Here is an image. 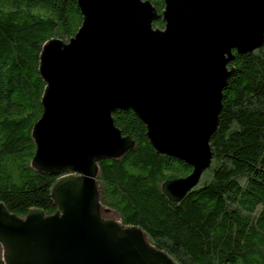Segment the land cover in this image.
<instances>
[{"label": "water", "instance_id": "obj_1", "mask_svg": "<svg viewBox=\"0 0 264 264\" xmlns=\"http://www.w3.org/2000/svg\"><path fill=\"white\" fill-rule=\"evenodd\" d=\"M81 24L67 41L50 38L38 56L44 88L33 123L31 165L77 174L52 188L57 210L24 216L0 204L5 264H174L134 227L98 214L95 163L117 158L132 141L112 114L130 110L151 148L190 166L165 180L172 202L209 166L227 64L262 46L264 0H76ZM160 19L163 28H153ZM234 52V54H233Z\"/></svg>", "mask_w": 264, "mask_h": 264}, {"label": "trees", "instance_id": "obj_2", "mask_svg": "<svg viewBox=\"0 0 264 264\" xmlns=\"http://www.w3.org/2000/svg\"><path fill=\"white\" fill-rule=\"evenodd\" d=\"M148 1L160 14L163 0ZM80 24L76 0H0V204L18 216L55 212L53 186L77 175L50 174L30 161L44 88L41 46L50 38L67 41ZM227 69L210 164L179 201L167 199L161 183L187 175L190 166L156 153L130 110L116 111L112 121L132 146L95 163L99 217L137 228L174 264H264V33L260 48L234 54ZM4 252L0 243V264Z\"/></svg>", "mask_w": 264, "mask_h": 264}]
</instances>
